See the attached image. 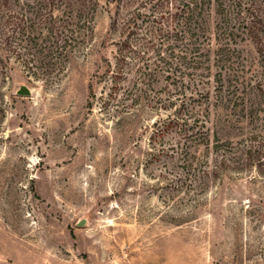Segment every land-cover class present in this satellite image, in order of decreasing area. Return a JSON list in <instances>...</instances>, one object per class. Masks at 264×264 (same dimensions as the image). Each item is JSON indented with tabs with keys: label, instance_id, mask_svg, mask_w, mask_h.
<instances>
[{
	"label": "rangeland",
	"instance_id": "374dc122",
	"mask_svg": "<svg viewBox=\"0 0 264 264\" xmlns=\"http://www.w3.org/2000/svg\"><path fill=\"white\" fill-rule=\"evenodd\" d=\"M97 1L92 43L65 71L47 83L18 66L0 88V264H264V138L248 143L247 169L176 192L174 160L154 159L149 145L152 122L173 110L115 111L111 82L98 77L115 38ZM240 49L247 81L264 80L254 45ZM170 82L155 93L173 92ZM19 84L31 95H17ZM240 148L227 154L242 168Z\"/></svg>",
	"mask_w": 264,
	"mask_h": 264
},
{
	"label": "trees",
	"instance_id": "16d2710c",
	"mask_svg": "<svg viewBox=\"0 0 264 264\" xmlns=\"http://www.w3.org/2000/svg\"><path fill=\"white\" fill-rule=\"evenodd\" d=\"M105 5L115 50L98 77L111 82L107 96L115 100L116 112L173 110L152 122L149 145L154 159L174 160L175 191L189 187L203 193L209 178L247 169L255 157L248 143L264 138V80L247 81L240 44L252 43L264 62V0H105ZM98 7L97 0H0V88L14 80L18 66L28 77L41 71L47 83L57 67L65 71L92 43ZM162 80L174 85L166 97L155 93ZM120 94L132 103L118 104ZM236 144H243L234 151L244 155L242 168L232 166L239 162L227 154ZM211 154L216 163L209 169ZM199 177L203 182L192 184Z\"/></svg>",
	"mask_w": 264,
	"mask_h": 264
},
{
	"label": "water",
	"instance_id": "95a60500",
	"mask_svg": "<svg viewBox=\"0 0 264 264\" xmlns=\"http://www.w3.org/2000/svg\"><path fill=\"white\" fill-rule=\"evenodd\" d=\"M31 90L25 85V84H19L18 88L16 90V94L17 95H21V96H30L31 95ZM85 219L80 220L78 222L79 226H82L84 224Z\"/></svg>",
	"mask_w": 264,
	"mask_h": 264
}]
</instances>
